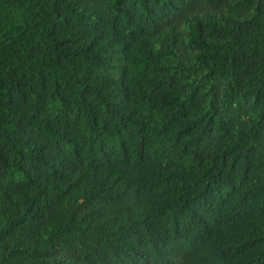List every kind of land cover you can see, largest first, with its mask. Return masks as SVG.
I'll list each match as a JSON object with an SVG mask.
<instances>
[{
	"label": "trees",
	"instance_id": "obj_1",
	"mask_svg": "<svg viewBox=\"0 0 264 264\" xmlns=\"http://www.w3.org/2000/svg\"><path fill=\"white\" fill-rule=\"evenodd\" d=\"M0 264H264V0H0Z\"/></svg>",
	"mask_w": 264,
	"mask_h": 264
}]
</instances>
